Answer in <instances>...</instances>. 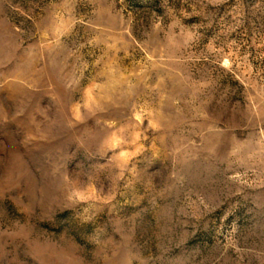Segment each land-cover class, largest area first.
I'll return each mask as SVG.
<instances>
[{"label": "rangeland", "instance_id": "obj_1", "mask_svg": "<svg viewBox=\"0 0 264 264\" xmlns=\"http://www.w3.org/2000/svg\"><path fill=\"white\" fill-rule=\"evenodd\" d=\"M0 264H264V0H0Z\"/></svg>", "mask_w": 264, "mask_h": 264}]
</instances>
